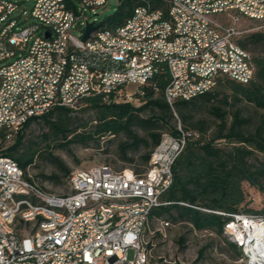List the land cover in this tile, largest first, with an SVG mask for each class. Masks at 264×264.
Returning a JSON list of instances; mask_svg holds the SVG:
<instances>
[{
  "label": "built area",
  "instance_id": "2783aa9c",
  "mask_svg": "<svg viewBox=\"0 0 264 264\" xmlns=\"http://www.w3.org/2000/svg\"><path fill=\"white\" fill-rule=\"evenodd\" d=\"M27 1L0 0V135L6 142L30 119L57 107L76 110L84 97L107 101L112 95L139 104L163 67L170 107L212 91L222 77L239 84L253 78L250 54L237 42L248 30L239 24L264 27V0H136L116 40L99 27L85 41L86 27L99 25L97 10L106 0H29L26 10ZM129 85L136 90L128 91ZM176 130L161 135L143 174L106 165L77 169L64 196L41 191L0 156V264H181L176 257L151 261L143 240L145 216L165 204L161 197L186 145L188 134L179 124ZM18 192L39 194V202L21 207ZM258 222L264 219L233 214L226 223L247 248Z\"/></svg>",
  "mask_w": 264,
  "mask_h": 264
},
{
  "label": "trees",
  "instance_id": "16d2710c",
  "mask_svg": "<svg viewBox=\"0 0 264 264\" xmlns=\"http://www.w3.org/2000/svg\"><path fill=\"white\" fill-rule=\"evenodd\" d=\"M137 4L136 0H119L114 13L99 22L100 29L115 31L131 16ZM237 42L248 52L250 47L264 43V33H247ZM250 57L254 74L247 84L222 77L212 91L189 101H176L172 107L164 99V89L169 81L164 67L143 88V95L137 105L115 101L112 95L107 101L99 96L84 97L80 103L86 106L85 110H92L94 117L88 130L85 129L86 125H80L79 128L83 130L80 133H76L77 128L72 127V113L75 110L54 108L41 118L30 119L25 123L10 146L3 148L0 145V156L13 160L23 171L24 178L31 182L26 178L25 170L32 165L36 153L32 151L31 143L26 144L24 132L30 124L41 122L47 129L44 140L48 137L66 140L71 136L64 144L86 145L90 141L123 136L118 144V157L123 163L131 164L132 155L142 150V169L133 172L141 175L161 135L166 133L175 136L179 124L188 134L186 145L173 164L172 184L161 197V202L165 204L151 211L148 224L164 220L170 225H186L195 234L204 233L220 239L230 215L246 214L264 219V206L260 211L247 208L251 201L243 187L247 184L264 194V162H251L256 155L264 158V115L253 131L249 132L246 131L249 120L234 109L244 102L264 112V57ZM216 89L228 92L227 96L219 98ZM203 110L215 120L211 137L206 133L204 122L193 123L192 113ZM161 130L166 132L162 133ZM219 141H222L220 145ZM2 142H5L4 136L0 135ZM60 167L68 181L71 172L62 165ZM148 226L145 234L149 232ZM176 242L182 246L184 238L180 237ZM226 245L236 259L241 257L234 245L228 242ZM206 248L199 249L198 260L202 259ZM147 250L151 252V261H154L157 257L152 247Z\"/></svg>",
  "mask_w": 264,
  "mask_h": 264
},
{
  "label": "rangeland",
  "instance_id": "374dc122",
  "mask_svg": "<svg viewBox=\"0 0 264 264\" xmlns=\"http://www.w3.org/2000/svg\"><path fill=\"white\" fill-rule=\"evenodd\" d=\"M21 1V0H18ZM119 0H106V4L97 10V22L103 21L106 17L112 15L118 6ZM31 2L28 0L23 4V8L29 10ZM262 23L250 20H242L239 24L240 30H248L247 33L261 32L264 33V27L261 28ZM246 33V34H247ZM253 57H264V43L258 46L250 47L248 51ZM127 90L134 92L136 87L129 85ZM219 98L227 96L228 92L216 89ZM137 105V104H135ZM86 106L79 104L78 109L72 113V127H76V133L83 130L80 125H86V130L91 126V120L94 117L92 110H85ZM234 109L240 112L241 117L249 120V125L246 131L252 132L254 127L258 125L259 120L264 115V112L255 110L247 103H239ZM193 123L204 122L206 133L211 137L214 133L213 117L208 115L206 111H196L192 113ZM162 133L166 130H161ZM25 142L31 143L32 151H35L32 165L25 170L26 178L30 179V183L40 189L41 191L56 195L64 196L69 194L70 190L67 183V176L61 169H67L72 172L77 169H86L94 165H106L112 170L129 169L135 173L136 170L142 169V161L140 156L142 150L132 155V163H123L118 155V144L123 140V136L116 138L100 139L98 141H90L86 145L79 143L64 144L69 141L71 136L66 140L61 138L48 137L43 139V135L47 133V129L41 122L32 123L25 130ZM139 135L142 133L139 132ZM13 141L2 142L0 145L6 148L12 144ZM222 141H219V145ZM62 146H59V145ZM252 163L264 162L261 155H256L252 158ZM264 186V179L262 180ZM244 189L250 199L248 209L253 211H260L264 206V194L257 192L254 188L244 184ZM149 223V222H148ZM149 232L144 233L143 240L146 243V248L152 247L153 254L164 257H176L181 264H248V259L241 253V257L236 259L233 251L230 250L226 241L221 237L216 238L210 235L201 233L195 234L190 231L186 225H170L167 229H161L158 223L152 222L148 224ZM184 238L182 246L176 242L178 238ZM207 247L202 259H197L199 249ZM128 258H132V251H129Z\"/></svg>",
  "mask_w": 264,
  "mask_h": 264
},
{
  "label": "bare ground",
  "instance_id": "6f19581e",
  "mask_svg": "<svg viewBox=\"0 0 264 264\" xmlns=\"http://www.w3.org/2000/svg\"><path fill=\"white\" fill-rule=\"evenodd\" d=\"M142 10H149V2H142ZM63 11H70V4H63ZM109 40L117 39V28L115 31H105ZM17 200L21 201V207H32V202H39V194L33 192H18ZM50 210H54V214H62V207H57V203H50ZM150 215L145 216V224L148 225ZM161 229H167L165 225H170L164 221L159 224ZM255 228L254 234L251 236L252 244L247 248L242 245V241L236 237V234L228 228L227 223L224 224L221 237L228 243L234 245L242 254L247 257L249 253L250 264H264V222L253 224Z\"/></svg>",
  "mask_w": 264,
  "mask_h": 264
},
{
  "label": "water",
  "instance_id": "95a60500",
  "mask_svg": "<svg viewBox=\"0 0 264 264\" xmlns=\"http://www.w3.org/2000/svg\"><path fill=\"white\" fill-rule=\"evenodd\" d=\"M99 28V25L97 26H91L88 25L84 31L83 37H82V41H85L87 39V37L89 36V34L94 31L95 29Z\"/></svg>",
  "mask_w": 264,
  "mask_h": 264
}]
</instances>
